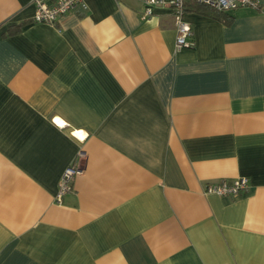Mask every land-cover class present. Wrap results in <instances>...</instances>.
Here are the masks:
<instances>
[{"label":"crops","instance_id":"0c3cea01","mask_svg":"<svg viewBox=\"0 0 264 264\" xmlns=\"http://www.w3.org/2000/svg\"><path fill=\"white\" fill-rule=\"evenodd\" d=\"M84 1L0 0V264H264V0L185 11L191 48L169 8Z\"/></svg>","mask_w":264,"mask_h":264},{"label":"built area","instance_id":"2783aa9c","mask_svg":"<svg viewBox=\"0 0 264 264\" xmlns=\"http://www.w3.org/2000/svg\"><path fill=\"white\" fill-rule=\"evenodd\" d=\"M35 6L32 21L36 23H46L55 25L64 14L70 13L76 7L87 8L84 0H56L53 3H47L45 0H32ZM142 5L141 18L146 19L151 16L155 8H169L174 15V24L176 31L175 48L194 46L191 38L192 28L190 23L185 20V0H138ZM199 3L206 4L216 10H233L239 7L258 9L260 0H196ZM80 172L78 162H73L66 166L61 174L56 200L59 202L61 197L73 190V182ZM248 187V178L239 177L231 181L222 179L209 182L204 187L206 194H215L218 196H236Z\"/></svg>","mask_w":264,"mask_h":264},{"label":"trees","instance_id":"16d2710c","mask_svg":"<svg viewBox=\"0 0 264 264\" xmlns=\"http://www.w3.org/2000/svg\"><path fill=\"white\" fill-rule=\"evenodd\" d=\"M185 11L197 12L205 15H210L212 17L222 20L224 23H229L233 16L230 14V10H216L206 4L197 2L196 0H185L184 1ZM17 29L11 30L14 33Z\"/></svg>","mask_w":264,"mask_h":264},{"label":"bare ground","instance_id":"6f19581e","mask_svg":"<svg viewBox=\"0 0 264 264\" xmlns=\"http://www.w3.org/2000/svg\"><path fill=\"white\" fill-rule=\"evenodd\" d=\"M58 122H60V121L58 120Z\"/></svg>","mask_w":264,"mask_h":264}]
</instances>
